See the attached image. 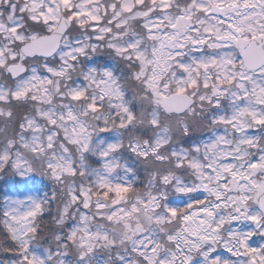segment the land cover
<instances>
[{
	"label": "snow or ice",
	"instance_id": "snow-or-ice-1",
	"mask_svg": "<svg viewBox=\"0 0 264 264\" xmlns=\"http://www.w3.org/2000/svg\"><path fill=\"white\" fill-rule=\"evenodd\" d=\"M0 264H264V0H0Z\"/></svg>",
	"mask_w": 264,
	"mask_h": 264
}]
</instances>
